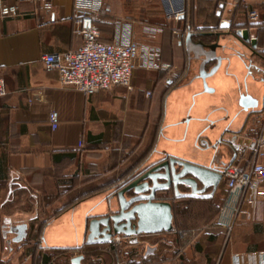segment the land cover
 <instances>
[{
	"label": "crops",
	"instance_id": "1",
	"mask_svg": "<svg viewBox=\"0 0 264 264\" xmlns=\"http://www.w3.org/2000/svg\"><path fill=\"white\" fill-rule=\"evenodd\" d=\"M48 1L49 10L26 1L17 18L0 20V78L6 89L0 98V264H264V200L226 237L217 225L227 195L223 181L209 199L171 198L168 233L124 239L119 252L112 243L84 245L88 221L107 214L113 190L139 169L171 157L223 169L235 153L232 164L247 167L264 120V13L256 25L245 19L250 2L186 0V13L175 23L152 0H100L111 10L96 23L102 42L116 41V22L137 41L158 29L154 41L161 61L173 70L137 69L130 90L86 96L43 69V55L81 44L72 19L75 0ZM237 31L248 32L256 48ZM239 40L235 53L229 45ZM216 44L231 53L238 73L261 83V106L255 90L242 94L234 72L224 79L231 86L232 118L218 109L221 89L215 82L212 92L203 90L199 72H208L217 59L205 58L201 49ZM245 96L256 106L242 108ZM52 111L58 117L55 130L49 124ZM257 119L262 121L254 132ZM111 205L115 210L114 200Z\"/></svg>",
	"mask_w": 264,
	"mask_h": 264
},
{
	"label": "built area",
	"instance_id": "2",
	"mask_svg": "<svg viewBox=\"0 0 264 264\" xmlns=\"http://www.w3.org/2000/svg\"><path fill=\"white\" fill-rule=\"evenodd\" d=\"M26 1L37 2L46 10L50 8L48 0H0V20L17 18L20 4ZM243 1L264 5V0ZM159 3L168 22L177 23L186 13V0H159ZM110 14V8L102 5L100 0H75L72 19L75 35L81 44L74 50L43 55L41 63L45 72L56 73L61 86L86 96L116 87L130 90L132 74L137 69L171 72L172 65L161 61V49L154 41L156 33L160 32L158 29L144 33L137 41L130 35L126 36L128 30L124 31L121 22H116L114 24L119 31L116 41L102 42L96 23ZM249 17L252 22L258 19L254 11ZM5 94V84L0 78V98ZM49 124L52 130L57 128L55 111L49 114ZM249 160L246 168L230 164L222 169L227 195L219 209L217 225L224 230L226 237L241 216L250 219L253 208L264 200V120L257 139L249 148ZM124 239L127 240L122 236L113 237L111 243L116 252L120 251Z\"/></svg>",
	"mask_w": 264,
	"mask_h": 264
},
{
	"label": "water",
	"instance_id": "3",
	"mask_svg": "<svg viewBox=\"0 0 264 264\" xmlns=\"http://www.w3.org/2000/svg\"><path fill=\"white\" fill-rule=\"evenodd\" d=\"M236 35L243 43H250L251 49L256 48V42L249 39L248 32L237 31ZM219 67L220 61L216 60L208 72H201L205 92H211L205 85V79L214 75ZM240 106L247 110L255 107L256 103L242 97ZM235 158L236 153L230 164ZM222 181V168L193 164L173 157L139 169L109 196L107 214L88 221L84 245L109 244L115 236L130 239L168 233L173 229L171 198L209 199ZM113 200L115 210L111 205Z\"/></svg>",
	"mask_w": 264,
	"mask_h": 264
},
{
	"label": "rangeland",
	"instance_id": "4",
	"mask_svg": "<svg viewBox=\"0 0 264 264\" xmlns=\"http://www.w3.org/2000/svg\"><path fill=\"white\" fill-rule=\"evenodd\" d=\"M152 2H153L154 6L157 9H160V11H161V13L163 15V12L161 10V7H159L160 6V3H158L159 0L158 1L157 0H152ZM229 2L232 5V4H235L236 2L238 3L239 1L238 0H229ZM239 6L241 7V2H240V5H238V9L236 8V11H238L237 14L240 13ZM247 7H248V12L245 15V19L248 21V23H250V24L254 23V22H252L250 20V17H249V14L251 12H253V11L256 12V14L258 16V19L260 18V20H261V17H262V15L264 13V7H262L259 2H250ZM244 11L246 12L245 9H244ZM258 23H259V21H256V23H254V24L257 25ZM232 33L233 32H230V34H232ZM224 36H227V35H223L221 37H224ZM240 45H242L241 40H239L238 43L234 44L233 46L232 45H229V47H231L230 50H232V51H234L236 53L237 51H239L241 49V46ZM223 49H224V47L220 46L219 44H216L215 47L210 48L209 50L205 51L204 53H203V49H201L202 50L201 53L204 54L203 56L205 58L216 57V59L219 60L220 63L222 61H224V60L226 61V62L224 61L225 63L221 66V68L218 70V72L216 71L217 73L215 74L214 78H212L211 80H209L208 83L205 84V85H206V87L208 85V89L209 90L213 89L211 86H209V85H212V82L213 83L215 82L216 85L219 86V88L221 89V91L219 93H218V91L216 92V94L218 96V99L220 100L219 102L217 101L218 104H219L218 105V109H220V108L226 109L228 111V113H229L228 118H230L231 117V113H232V107H233L234 104L232 102L233 97H232V95L229 92V86L230 85L227 88L226 81L224 80L226 78V73L234 72L235 81L238 82L236 85H237V87L238 86L240 87V90L242 91V94L246 90H255V91H253V93L257 96V100L256 101L259 103L260 106L262 104V97H261V92H260L262 90V85H261V83H258L257 81H254L252 78H249V77L248 78H245L244 77L245 75H242L243 74L242 72H239L238 73V69L235 68L237 66V64L235 62L233 64V60L230 59V57H229V55L231 53H229L227 51L223 52ZM226 49H228V48H226ZM217 51H219V56L214 55V53L215 52L217 53ZM250 64H252L251 61H250ZM229 66H230V68H229ZM172 70H173V66H172ZM172 70H171V72H172ZM201 72L202 71L199 72V77H200ZM240 75H242V76L240 77ZM131 84H132V80H131ZM202 87H203V90H204L203 84H202ZM230 88H231V86H230ZM211 92H212V90H211ZM245 97H247V96H245ZM216 114H217V112L215 113V118H217ZM233 115H232V117H233ZM221 117L220 118H217V119H221ZM261 121L262 120L259 121V119H257V120H254V122L252 123V128H254L256 130L254 132H257V130L259 129V127L261 125ZM221 126H222V122L216 124V128L215 129L219 130V128ZM77 185L78 186H81V188H82V184H77ZM112 263L113 262H104V264H112ZM123 264H136V262H123Z\"/></svg>",
	"mask_w": 264,
	"mask_h": 264
},
{
	"label": "trees",
	"instance_id": "5",
	"mask_svg": "<svg viewBox=\"0 0 264 264\" xmlns=\"http://www.w3.org/2000/svg\"><path fill=\"white\" fill-rule=\"evenodd\" d=\"M237 9H238V7H237ZM230 28H231V31H233V29H235V26L234 25H230ZM116 189V188H115ZM114 189V190H115ZM113 190V191H114ZM71 205H75V203L74 204H71ZM67 208H64V209H62V210H60L58 213H61L62 211H65ZM111 252H113L112 250V247H110V249H109ZM77 251V250H76ZM112 254H114V253H112Z\"/></svg>",
	"mask_w": 264,
	"mask_h": 264
}]
</instances>
